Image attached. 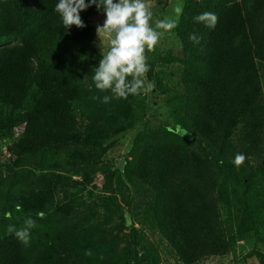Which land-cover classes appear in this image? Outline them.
I'll list each match as a JSON object with an SVG mask.
<instances>
[{"label":"trees","instance_id":"trees-1","mask_svg":"<svg viewBox=\"0 0 264 264\" xmlns=\"http://www.w3.org/2000/svg\"><path fill=\"white\" fill-rule=\"evenodd\" d=\"M58 2L0 0V152L10 154L0 160V264H134L142 248L157 256L148 233L181 264H204L264 239V0H184L172 29L181 51L164 59L182 65L181 91L158 70V42L145 56L150 87L127 99L93 81L109 48L89 18L103 10L66 28ZM204 12L214 28L195 21ZM97 172L104 191L125 183L139 205L126 212L96 193ZM29 218L23 243L9 228ZM257 248L249 264H264Z\"/></svg>","mask_w":264,"mask_h":264},{"label":"clouds","instance_id":"clouds-1","mask_svg":"<svg viewBox=\"0 0 264 264\" xmlns=\"http://www.w3.org/2000/svg\"><path fill=\"white\" fill-rule=\"evenodd\" d=\"M95 5L98 10L102 9L106 19L102 26L98 25L96 32L100 38V47L104 38L108 39L109 50L98 66L94 68L93 81L99 90L111 89L113 95L118 98L127 99L129 95H136L146 91L145 80L142 79L148 72V65L144 55L145 48L153 50L160 40L161 33L151 25L152 12L145 0H91V4L85 0H59L55 11L59 13L66 28L75 25L79 28L85 27L80 12ZM180 11L179 8L176 9ZM195 21L203 23L209 28L216 26L218 17L212 12H204L197 15ZM175 22L161 20L157 21L156 28L171 31ZM189 39L199 43V38L191 34ZM101 51V52H102ZM128 77H132L131 80ZM150 87V86H149ZM111 97L105 95L104 103H109ZM187 133H185L186 135ZM246 157L238 153L233 164L239 169ZM35 226L31 218L25 221V226L19 230L13 227L15 236L23 243H27L30 230ZM90 255L89 253H86Z\"/></svg>","mask_w":264,"mask_h":264},{"label":"rangeland","instance_id":"rangeland-1","mask_svg":"<svg viewBox=\"0 0 264 264\" xmlns=\"http://www.w3.org/2000/svg\"><path fill=\"white\" fill-rule=\"evenodd\" d=\"M145 2L150 6L159 7L160 13L159 16L153 17L150 20V25L159 33H161L159 45L161 46V54L160 61L158 64V70H161V76L166 82L167 87L170 88V93L180 92L182 89L180 83V77L182 74V65L176 62L165 61L167 57H173L179 55L181 51L179 41L175 36V33L171 31H165L164 29L156 28L157 21L167 20L174 22L179 19L181 11L184 6V0H145ZM179 8L180 11L177 12L176 9ZM106 19V15L101 12L98 14L92 15L89 20L90 24L93 26H102ZM104 43L102 47L107 50L109 48L108 39L103 37ZM100 39V38H99ZM147 48H145L144 55L146 56ZM169 74H172V79L169 80L166 77H169ZM142 79L145 80L146 85H151L150 82L146 80V76ZM263 81H264V70H263ZM161 100V99H160ZM131 134H127L124 137L120 138L118 144L111 151L112 155L116 159L119 155L126 154L130 148ZM10 157L9 152L6 150V145L3 146L2 152H0V160L3 162H7ZM120 158V157H119ZM107 161L105 160L104 163ZM77 180H82L81 175H76L73 177ZM93 187H95L96 193H101L102 196L108 197L109 202H113L114 205H124L126 212L130 209H133L134 206L139 205V197L135 195L131 188L125 183H118L116 180L112 183L110 189L104 191L105 178L101 172H97L94 175L93 181L91 183ZM130 193V196H129ZM117 231L113 232L116 233ZM121 237L124 241L127 239V232H120ZM120 237V238H121ZM148 242L146 243L148 248L154 249L157 248L156 257H145V250L142 248L139 250L137 257L133 261L134 264H181L174 257L168 247L162 243L161 239L158 235H151L148 233ZM254 239L251 242H246L244 244H238L234 247L233 251L226 257H210L206 259L204 264H249L247 257L248 255L255 251L257 245L260 248V251H264V239H262L259 243H255ZM242 243V242H240ZM124 244V243H122ZM247 259V260H246ZM258 261V260H257ZM259 264V262H257Z\"/></svg>","mask_w":264,"mask_h":264}]
</instances>
